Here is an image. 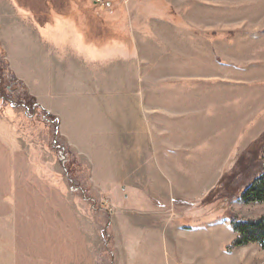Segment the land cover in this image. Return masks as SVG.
Wrapping results in <instances>:
<instances>
[{
	"label": "rangeland",
	"instance_id": "1",
	"mask_svg": "<svg viewBox=\"0 0 264 264\" xmlns=\"http://www.w3.org/2000/svg\"><path fill=\"white\" fill-rule=\"evenodd\" d=\"M263 172L264 0H0V264H152L173 209L264 264Z\"/></svg>",
	"mask_w": 264,
	"mask_h": 264
},
{
	"label": "crops",
	"instance_id": "2",
	"mask_svg": "<svg viewBox=\"0 0 264 264\" xmlns=\"http://www.w3.org/2000/svg\"><path fill=\"white\" fill-rule=\"evenodd\" d=\"M20 14H29V17L32 16L30 11H21ZM27 20L30 19L27 18ZM50 27L51 25L49 23H46L43 27H40V30L46 32V30L48 31ZM33 30L35 32L38 31L37 28H33ZM29 33H32V31L29 30L28 34ZM40 33L41 35H37V37L41 41L45 42L46 39L47 41L48 39H50L49 35H43L41 31ZM23 38L26 39V37ZM38 38H36L35 40L38 41ZM38 55L41 56V53H33V56ZM161 220V253H157L159 255L158 257L155 256L157 255L155 252L151 255L152 264H218L217 259L211 258L213 250L214 248H216L215 244L213 247H210V244L208 243V239H216L215 233H211V229H214L211 227V225L213 224L211 220L205 222L204 224H197L198 226L194 227L190 225V221H185L187 220V218H185V216H182L181 212L175 213L174 209L173 216H167L165 218H162ZM201 225H204V227ZM200 236H202L201 240L198 238ZM3 239L5 238L3 237L2 233H0V243ZM228 246L229 245L225 246L226 250ZM225 248H221V254L223 257L227 254H230V252L225 251ZM0 251L4 258L2 243L0 244ZM7 261L9 263L10 258Z\"/></svg>",
	"mask_w": 264,
	"mask_h": 264
},
{
	"label": "trees",
	"instance_id": "3",
	"mask_svg": "<svg viewBox=\"0 0 264 264\" xmlns=\"http://www.w3.org/2000/svg\"><path fill=\"white\" fill-rule=\"evenodd\" d=\"M243 189L240 194L242 203H264V172L255 176ZM230 229L236 237L227 248L228 251L250 244H256L264 251V215L246 221H238L233 218L230 221Z\"/></svg>",
	"mask_w": 264,
	"mask_h": 264
},
{
	"label": "built area",
	"instance_id": "4",
	"mask_svg": "<svg viewBox=\"0 0 264 264\" xmlns=\"http://www.w3.org/2000/svg\"><path fill=\"white\" fill-rule=\"evenodd\" d=\"M89 3L94 4L99 7L110 8V0H87Z\"/></svg>",
	"mask_w": 264,
	"mask_h": 264
},
{
	"label": "bare ground",
	"instance_id": "5",
	"mask_svg": "<svg viewBox=\"0 0 264 264\" xmlns=\"http://www.w3.org/2000/svg\"><path fill=\"white\" fill-rule=\"evenodd\" d=\"M1 253V252H0Z\"/></svg>",
	"mask_w": 264,
	"mask_h": 264
}]
</instances>
